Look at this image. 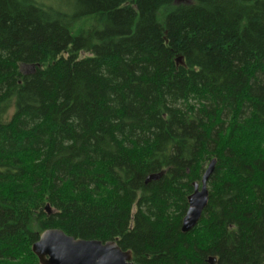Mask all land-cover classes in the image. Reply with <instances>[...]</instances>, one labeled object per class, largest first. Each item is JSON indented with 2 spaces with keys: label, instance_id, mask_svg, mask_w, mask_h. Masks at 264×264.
<instances>
[{
  "label": "trees",
  "instance_id": "obj_1",
  "mask_svg": "<svg viewBox=\"0 0 264 264\" xmlns=\"http://www.w3.org/2000/svg\"><path fill=\"white\" fill-rule=\"evenodd\" d=\"M51 229L264 264V0H0V264H40Z\"/></svg>",
  "mask_w": 264,
  "mask_h": 264
},
{
  "label": "water",
  "instance_id": "obj_2",
  "mask_svg": "<svg viewBox=\"0 0 264 264\" xmlns=\"http://www.w3.org/2000/svg\"><path fill=\"white\" fill-rule=\"evenodd\" d=\"M178 1V0H176ZM183 64L182 58L177 59ZM217 160L208 165L201 185L194 184V192L188 197V211L182 222V232L187 234L197 227L209 202V181L216 170ZM162 176L151 175L147 182ZM49 210V207L47 208ZM40 264H136L131 251H123L116 242L86 241L66 235L60 229L45 231L32 246ZM209 264L215 259L210 257Z\"/></svg>",
  "mask_w": 264,
  "mask_h": 264
},
{
  "label": "rangeland",
  "instance_id": "obj_3",
  "mask_svg": "<svg viewBox=\"0 0 264 264\" xmlns=\"http://www.w3.org/2000/svg\"><path fill=\"white\" fill-rule=\"evenodd\" d=\"M177 2L179 3V2H181V0H178ZM22 70L24 72H29V71H31V68L30 67H26V68H22Z\"/></svg>",
  "mask_w": 264,
  "mask_h": 264
},
{
  "label": "bare ground",
  "instance_id": "obj_4",
  "mask_svg": "<svg viewBox=\"0 0 264 264\" xmlns=\"http://www.w3.org/2000/svg\"><path fill=\"white\" fill-rule=\"evenodd\" d=\"M187 211H188V210H187ZM185 216H186V215H185ZM183 219H184V218H183ZM182 222H183V221H182ZM181 229H182V225H181ZM194 229H195V228H194ZM194 229H193V230H194ZM193 230H192V231H193ZM181 231H182V230H181ZM182 233H183V232H182ZM189 233H190V232H189ZM183 234H184V233H183Z\"/></svg>",
  "mask_w": 264,
  "mask_h": 264
}]
</instances>
